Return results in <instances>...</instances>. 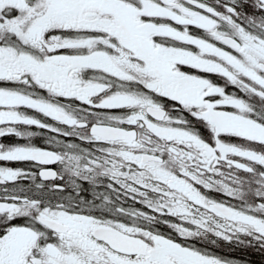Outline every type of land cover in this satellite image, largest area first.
Masks as SVG:
<instances>
[{"label":"snow or ice","instance_id":"6c2138e0","mask_svg":"<svg viewBox=\"0 0 264 264\" xmlns=\"http://www.w3.org/2000/svg\"><path fill=\"white\" fill-rule=\"evenodd\" d=\"M5 137L0 264L264 248V0H0Z\"/></svg>","mask_w":264,"mask_h":264},{"label":"flooded vegetation","instance_id":"af4514ba","mask_svg":"<svg viewBox=\"0 0 264 264\" xmlns=\"http://www.w3.org/2000/svg\"><path fill=\"white\" fill-rule=\"evenodd\" d=\"M185 71H194L192 69H189L187 67L184 68ZM212 79L216 80L217 83H223L222 81L218 80L215 76L211 77ZM232 89L229 88V91H231ZM32 131H40L43 132L44 129H31ZM45 139V137L43 135H38L35 136L33 138V142L38 145V146H43V140ZM0 142H4V143H14L17 142L16 139L14 137H5L0 139ZM85 187L87 188V185H85ZM216 195V194H213ZM90 198V197H89ZM219 198V197H218ZM137 207H139V205H137ZM20 222V221H18ZM161 230L162 231H169V229L165 226H161ZM189 244L195 246L196 248L200 249L201 251H206L209 255L211 256H215L220 258L223 261H227L228 264H264V256L262 255V250H260L261 248L258 246V251H256V254H259L258 256L254 258H250L247 256H243L242 257H232L231 256V251H229V249L231 248V241H225L220 240V238H217L216 236H214L212 233H203L202 235L192 238L189 240ZM255 245V244H254ZM226 248V250H225ZM235 254V253H233Z\"/></svg>","mask_w":264,"mask_h":264},{"label":"rangeland","instance_id":"374dc122","mask_svg":"<svg viewBox=\"0 0 264 264\" xmlns=\"http://www.w3.org/2000/svg\"><path fill=\"white\" fill-rule=\"evenodd\" d=\"M251 238L248 237V236H244V237H240L239 240H232V244L231 246H237L240 247L239 249L238 248H234V249H229V251H232V252H235V253H238V257H242L245 255L247 257H250V258H254L256 256H258L259 254H256V251H258V246L256 245H252V246H245L241 241H246V240H250ZM220 240H223V239H220ZM233 241H236V242H233ZM226 250V248H225ZM260 250H262V255L264 256V248H261Z\"/></svg>","mask_w":264,"mask_h":264}]
</instances>
